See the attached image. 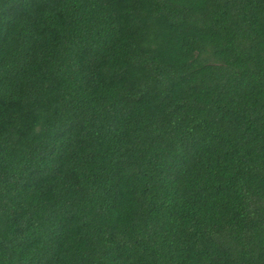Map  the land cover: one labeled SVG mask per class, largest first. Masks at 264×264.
<instances>
[{
	"label": "trees",
	"instance_id": "obj_1",
	"mask_svg": "<svg viewBox=\"0 0 264 264\" xmlns=\"http://www.w3.org/2000/svg\"><path fill=\"white\" fill-rule=\"evenodd\" d=\"M0 264H264V0H0Z\"/></svg>",
	"mask_w": 264,
	"mask_h": 264
}]
</instances>
